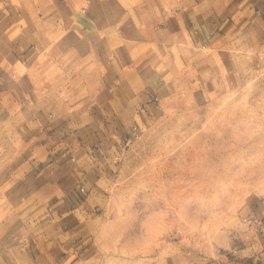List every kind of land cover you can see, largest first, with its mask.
Listing matches in <instances>:
<instances>
[{
  "label": "crops",
  "instance_id": "obj_1",
  "mask_svg": "<svg viewBox=\"0 0 264 264\" xmlns=\"http://www.w3.org/2000/svg\"><path fill=\"white\" fill-rule=\"evenodd\" d=\"M241 44L264 45V0H0V264H86L120 147ZM244 218L222 264H264V199Z\"/></svg>",
  "mask_w": 264,
  "mask_h": 264
},
{
  "label": "rangeland",
  "instance_id": "obj_2",
  "mask_svg": "<svg viewBox=\"0 0 264 264\" xmlns=\"http://www.w3.org/2000/svg\"><path fill=\"white\" fill-rule=\"evenodd\" d=\"M210 83L164 85L108 166L86 264H222L264 199V45L234 48Z\"/></svg>",
  "mask_w": 264,
  "mask_h": 264
},
{
  "label": "built area",
  "instance_id": "obj_3",
  "mask_svg": "<svg viewBox=\"0 0 264 264\" xmlns=\"http://www.w3.org/2000/svg\"><path fill=\"white\" fill-rule=\"evenodd\" d=\"M128 141H129V139L127 140V142ZM243 222L247 223L248 225H252V224L255 225V221L253 219H250V218H244Z\"/></svg>",
  "mask_w": 264,
  "mask_h": 264
}]
</instances>
